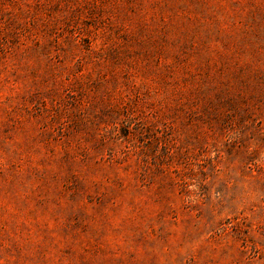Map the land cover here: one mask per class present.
<instances>
[{
	"label": "rangeland",
	"instance_id": "374dc122",
	"mask_svg": "<svg viewBox=\"0 0 264 264\" xmlns=\"http://www.w3.org/2000/svg\"><path fill=\"white\" fill-rule=\"evenodd\" d=\"M0 264H264V0H0Z\"/></svg>",
	"mask_w": 264,
	"mask_h": 264
}]
</instances>
